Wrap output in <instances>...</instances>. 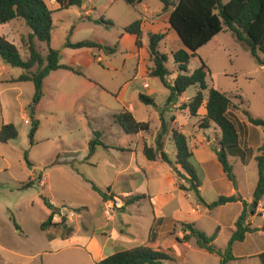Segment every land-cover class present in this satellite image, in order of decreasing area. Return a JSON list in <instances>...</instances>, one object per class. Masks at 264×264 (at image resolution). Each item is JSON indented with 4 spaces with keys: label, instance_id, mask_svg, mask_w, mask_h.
Here are the masks:
<instances>
[{
    "label": "rangeland",
    "instance_id": "rangeland-1",
    "mask_svg": "<svg viewBox=\"0 0 264 264\" xmlns=\"http://www.w3.org/2000/svg\"><path fill=\"white\" fill-rule=\"evenodd\" d=\"M114 1L84 0L83 8L94 4L100 6L106 23L111 14L132 22L135 12L132 7L124 0L113 4ZM154 1V4L151 2V9L160 3L159 0ZM46 2L51 5L56 0ZM103 8L107 11L103 12ZM82 13L80 6L55 12L54 47L61 50L69 40L79 42L84 39H101L109 46L116 43L121 27L104 26L103 22H98L101 26H94L89 21L79 23ZM19 44L25 58L27 52L22 43ZM165 47L162 46L166 51ZM39 49L45 54L46 43L39 42ZM102 55L103 63L95 61L89 66L96 72L92 77H95L99 86L108 85L115 89L122 77L133 69L136 61H124L121 53L112 54L107 50L102 51ZM261 57L264 58V54L261 53ZM202 59L211 70L209 85L227 93L233 101L231 113L238 117L241 124L242 145L251 148L255 156L262 154L263 128L251 124L246 112L264 119V68L251 54L247 43L239 40L226 26L198 51V56L191 59L189 73L201 65ZM2 65H6L8 70L4 76H0V131L4 123H14L19 136L7 143L0 142V264H98L112 253L140 245L168 252L173 261L167 264L221 263L222 256L201 249L195 237L188 242L179 241L178 238H183L185 234L181 223H193L209 236L217 232L215 245L225 250L235 229L240 205L230 203L213 209L208 206L222 195L238 192V187V193L246 199L253 197L259 179L256 159H251L246 165H242L239 160L234 163L233 157L230 159L238 176L234 184L224 174L215 153L216 149L221 148L219 127L212 122L209 128L203 129L200 127L202 117H191L189 124L184 122V132L191 136L190 147L197 150L201 162L193 161L201 182L203 200L194 190L182 191L178 188L179 184L188 186V183L181 179L173 167L160 156L156 161H150L143 153L144 143L156 147L157 135L162 131V122L156 111L166 109L163 94H158L156 105H148L151 129L139 134H127L116 118L103 109L94 112V120L86 121L89 106L113 104L114 94H108L98 86H78L79 96L71 98L66 106L58 110L56 95L51 88H46L45 97L36 108L41 126L35 135V143L31 144V122L25 116H29L34 84L30 81L7 82L6 79H11L10 75L19 77L24 70L6 64L0 55ZM168 67L174 70V74L178 72L173 57ZM80 69L86 70L83 67ZM149 82L153 87L158 83L161 88L164 86L157 77L149 78ZM113 83L115 86H112ZM164 88L169 92L166 86ZM197 90L198 87L190 88L186 96L192 98ZM204 94L207 97L208 91ZM182 102L188 103L184 98ZM201 110H204L203 106ZM170 116L166 115L168 132L164 142L175 129ZM196 123L198 126L193 128ZM246 124H249L248 128ZM97 131L101 132L99 140L109 147L99 145L95 154L88 157L89 141L96 137ZM198 132L204 137L202 143L196 137ZM170 145V158L174 166L181 170L176 165L174 145ZM26 153L31 164L25 158ZM40 175L42 180H39ZM32 179L36 181L32 187L20 189ZM92 182L113 196V199H121L124 205L126 199L134 195L145 194L149 197L126 207L115 204L108 216L107 201L92 188ZM44 198L50 200L58 210L55 224L47 231L41 229V224L50 213ZM259 213L264 214L262 211ZM12 215L21 230L15 227ZM252 216L249 213V218ZM64 217L66 221L63 222ZM253 222V226L260 227V230L250 234L246 241L233 245L236 254L244 257H236L228 264H262L257 255L245 256L264 251V219L256 216ZM69 227L74 228L69 237L73 238V242L69 238H62L68 234Z\"/></svg>",
    "mask_w": 264,
    "mask_h": 264
},
{
    "label": "trees",
    "instance_id": "trees-1",
    "mask_svg": "<svg viewBox=\"0 0 264 264\" xmlns=\"http://www.w3.org/2000/svg\"><path fill=\"white\" fill-rule=\"evenodd\" d=\"M61 9H68L72 6H82L84 0H56ZM129 4L142 3L143 0H126ZM163 3V10L170 11L169 22L173 30H175L184 44L181 48L173 52L174 61L178 67V75L173 82L168 77L172 74L167 66L168 55L160 50L161 42L166 38L167 33H150L149 34V53L152 62L149 75L158 77L169 91V97L166 105L176 103L183 97L192 87H198L197 93L192 97L189 103L183 104L182 109L189 108L192 116H199L198 112L207 100V113L200 122V127L207 129L214 122L221 131V148L216 149V156L221 163L223 172L227 178L237 183V177L234 172V166L230 161V157L240 158L242 163L248 164L254 155L251 148L244 147L241 142L240 122L238 117L231 113L233 101L231 97L217 89L215 86L209 85V75L211 70L207 63L202 59L201 65L192 73H189V63L191 59L198 56V51L207 45L218 34L225 30V26L232 31L235 36L245 41L249 46L251 54L256 58L258 63L264 68V0H160ZM54 11L48 6L46 0H0V25L10 23L14 20H22L30 29V33L26 37H22V46L27 54L25 58L22 56L21 49L8 40L4 35L0 34V55L6 64L11 67L22 68L24 72L14 81L15 82H33L34 96L29 106V119L31 122L30 141L35 143V135L41 126V120L36 115V105L43 99L45 95L44 83L48 75L59 69H67L78 75H85L80 68H74L61 63V51L54 47L53 28H54ZM103 22L102 19L98 20ZM111 24V21L107 22ZM125 31L136 36V45L141 48L143 46L144 32L142 29V20L129 24ZM45 42L47 51L45 54L39 49L37 42ZM69 48H100L107 51H116L117 45L106 46L96 41L82 40L72 43L70 40L66 42ZM36 67V68H35ZM208 91L207 97L204 92ZM141 102L147 105H156L155 99L146 94H140ZM160 121L162 122V131L158 133L156 147L144 143L143 153L150 161H156L160 156L161 159L175 169L178 175L183 179L185 184H179L178 188L182 191H196L200 198L201 182L197 176L193 161H195V153L190 147L187 135L178 129L172 130V140L176 146V165L169 154L164 150V136L168 132L167 121L163 117V110H160ZM249 122L253 125L260 126L264 131V119L254 117L249 111L246 112ZM116 121L128 134H139L148 132L151 129L149 122L139 121L129 110L120 112L115 116ZM96 137L89 141V154L91 157L95 154L97 146L101 145L109 147L103 141L99 140L101 132L95 133ZM19 136V130L14 123H4L0 131V142L7 143ZM263 153L256 155L258 162L259 179L256 185L253 202L254 206L252 215H255L261 200L264 197V145L261 148ZM28 164H31L28 153L25 154ZM183 171V172H182ZM42 180V175L39 176ZM35 180H29L21 186V190L32 187ZM92 188L101 194L104 201L109 200L113 196L105 190L98 187L95 183H91ZM149 197L145 194H138L129 197L125 201L126 207L134 204L141 199ZM241 201L244 209L235 222V229L228 242L225 250L217 248L215 240L218 233L215 232L209 236L205 232L197 229L195 224L182 222L181 226L184 231L183 238L179 241L188 242L192 237L196 238V242L201 249L211 253H217L222 256L220 264H228L229 261L237 259L233 253V245L235 242H243L248 233L260 230L253 227L249 218L250 204L240 195H222L216 201L209 204V208L213 209L221 205ZM45 205L50 213L47 219L41 224V229L47 231L53 226L54 218L58 214L54 204L44 198ZM17 230H21L19 223L14 215L11 216ZM66 218H63V222ZM264 230V226H263ZM74 228L69 227L68 234L62 238L70 237ZM54 239V237H50ZM183 239V240H182ZM257 257L264 264V251L259 253ZM173 261V257L166 251L154 249L151 246L140 245L126 250H120L105 257L98 264H167Z\"/></svg>",
    "mask_w": 264,
    "mask_h": 264
},
{
    "label": "crops",
    "instance_id": "crops-1",
    "mask_svg": "<svg viewBox=\"0 0 264 264\" xmlns=\"http://www.w3.org/2000/svg\"><path fill=\"white\" fill-rule=\"evenodd\" d=\"M116 2H118V0H115L113 4ZM151 2L152 4L155 3L154 0H143L142 3H136V4H129L127 2L130 5V7H132L133 11H135L133 14L134 19L132 22L136 21L137 19L142 20V29L144 32V37H143V46L141 48L137 47L136 45V36L125 31V28L132 22L126 21V19L124 17H121L120 15L111 14L110 18H107V20L111 21L112 23L107 24L105 21H103L104 20L103 16L105 15L101 14L100 6L94 4L85 9L83 8L84 4L80 6V8L83 10V13L81 14V19L79 20V23H87V21H89L88 23H93L94 26L95 25L101 26L102 24L98 23L99 22L98 20L102 19L103 24H105L104 26L112 25L114 27H117V26L121 27V29L119 30L117 39H116V43L112 44V46L117 45L116 51L114 52L107 51V52L112 53V54L121 53L124 56V61L134 60L136 61V64L134 67H132L133 68L132 70H129L128 75L125 74V76L122 77V80H120L119 84L117 85L115 89H113L112 87H109L108 85L99 86L95 77H92L94 76V74H96V72L89 69V66L92 65L95 61H98L100 63L104 62L102 51H105V49H100V48L74 49V48H69L65 45V48L60 50L61 51V63L72 66L74 68L83 67V68H86V70L83 71L85 74L83 76V75H78L74 73L73 71H70L67 69H59V70L51 72L48 75V77L45 79L44 91L46 93V88L52 89L53 93L56 95V98H57L55 101L57 110L66 106V104L69 103L71 98H75L79 96L80 89L78 88V86H88V87H93V88L98 86L106 93L114 94L113 104H110V105L95 104V105L89 106L90 108L89 113H86V116H85L87 122L89 120H94V117H93L94 112L101 111L102 109H103L102 111L106 110L107 114L113 115L114 118L120 112L129 110L130 112L133 113V115L136 117L137 120L148 122L149 120H151V113L149 110L150 108H148L149 106L147 104L141 102L139 98L141 93L153 97L155 99V102H157L158 100L157 99L158 94L162 93L164 97L163 100L165 102L164 106H166L170 91L166 92L164 86L163 88H161V85H159V83L156 84V87H153V85L149 82V78H153L152 76L149 75L150 68L152 66L150 53H149V40H150L149 34L159 33V32L167 33L166 38L160 44V50L168 55V58H169L168 62L170 61L171 57H173V52L181 48H184V44L179 38L177 32L173 30L171 27V24L169 22L170 11L163 10V3L161 1L160 3L155 4L156 5L155 9H151V6H152ZM48 6L54 11L53 19H54L55 12H59L63 10L61 9V6L57 1L51 5L48 4ZM103 9H104L103 12L107 11L106 8H103ZM74 30H76V26L74 27ZM29 33H30V29L26 26V24L22 20H14L10 23L0 25V34L4 35L8 40L15 43L19 47V49H21V46L19 43L21 42L22 37H26ZM86 40L96 41V42L106 45L105 42L102 41L101 39H86ZM71 42L76 43L78 41L71 40ZM52 44H53V41H52ZM37 45L39 47V41L37 42ZM163 45L166 46L165 47L166 51L163 50L162 48ZM106 46H109V45H106ZM167 47L169 48V52H167L168 50ZM107 66H109V64H107ZM167 66H168V63H167ZM6 70H8V67L6 65L0 66V76H4L5 75L4 73ZM170 70L172 74H171V78H169V81L171 82L177 77L178 72L174 74L173 73L174 70L172 69ZM10 78L11 79H6L8 80L7 82L9 81L15 82L14 80L17 79L18 77H14L13 75H10ZM146 84H148L149 86L146 87L145 86ZM162 85L164 84L162 83ZM112 86H115V84L113 83ZM183 98H184V101H187L188 103L192 99L186 96L185 94L183 97L179 98L176 103L167 105L166 109L165 108L162 109L163 117L167 119L166 115L167 114L171 115L170 120H174L173 126H175V129H178L179 131H182V132H184V128L186 126L184 122L189 124L190 123L189 119L191 117H196L200 119L207 113V109H206L207 100H205L203 104L204 110L202 111L200 108L198 112L199 116H192L189 108L182 110L181 105L186 103V102H182ZM40 102L38 103V105L40 104ZM38 105H36V108ZM156 115L160 119L159 111H156ZM25 117L28 118L29 116L26 115ZM197 124L198 123L194 124L193 128L195 126L197 127L198 126ZM248 125L249 124H246L247 128L249 127ZM185 134L187 135V133ZM187 137L189 140V144L191 146V138H190L191 136L187 135ZM196 137L200 138L199 139L200 143H202V141L204 140V137L202 136L200 132L196 134ZM246 142L249 143L248 140ZM262 142H264V138ZM169 143H172V145H174V148L176 151V146L172 140V134H170L167 140H165L164 142V150L169 154V156H171V153H170L171 145L169 146ZM193 150L195 153L196 161L201 163L198 159L197 150L196 149H193ZM232 157L233 156H231L230 159ZM233 158L234 160L232 159V161H234V163H237L238 160L242 163L240 158H237V157H233ZM251 159H255V156H253ZM242 165H245V164L242 163ZM236 177L238 181V176L236 175ZM237 189L239 192L240 187H238ZM238 192H235L234 194L242 196L243 199H245L248 203L251 204V201H253V197L246 199L242 194ZM234 194H231V195H234ZM261 201H264V197ZM234 203L240 205V213L238 215L239 217L244 209L243 203L241 201L234 202ZM259 212L260 210L258 209L255 215L250 217V221L252 222V224L254 223L253 218H255L256 216H261L264 219V214L261 215ZM250 234H253V233H248L246 236V239L248 238ZM55 239H52V240H55ZM72 239L73 238H69L70 242H73ZM261 252H263V250L256 252L254 254L249 253L248 255H245V256H250V257L256 256ZM233 253L235 257L237 258L244 257V255L236 254L234 246H233Z\"/></svg>",
    "mask_w": 264,
    "mask_h": 264
},
{
    "label": "built area",
    "instance_id": "built-area-1",
    "mask_svg": "<svg viewBox=\"0 0 264 264\" xmlns=\"http://www.w3.org/2000/svg\"><path fill=\"white\" fill-rule=\"evenodd\" d=\"M146 87H148L149 85L148 84H146L145 85ZM114 198V197H113ZM113 198H110L109 200H107V203H106V214L108 215V216H110L111 215V209H113V207H114V205L115 204H117L118 206H122V205H124L123 204V201L121 200V199H118V198H116V199H113ZM114 200H116V202L114 201ZM258 209L260 210V211H262V212H264V201H261L260 202V204H259V206H258Z\"/></svg>",
    "mask_w": 264,
    "mask_h": 264
},
{
    "label": "water",
    "instance_id": "water-1",
    "mask_svg": "<svg viewBox=\"0 0 264 264\" xmlns=\"http://www.w3.org/2000/svg\"><path fill=\"white\" fill-rule=\"evenodd\" d=\"M253 209H254V206L252 204H250V206H249L250 213L253 212Z\"/></svg>",
    "mask_w": 264,
    "mask_h": 264
}]
</instances>
